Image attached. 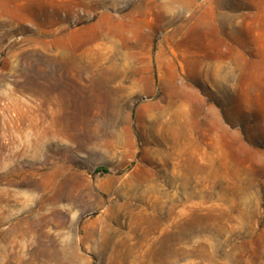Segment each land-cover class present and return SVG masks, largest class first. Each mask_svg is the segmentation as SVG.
<instances>
[{
    "label": "rangeland",
    "instance_id": "1",
    "mask_svg": "<svg viewBox=\"0 0 264 264\" xmlns=\"http://www.w3.org/2000/svg\"><path fill=\"white\" fill-rule=\"evenodd\" d=\"M0 7V264H264V0Z\"/></svg>",
    "mask_w": 264,
    "mask_h": 264
},
{
    "label": "bare ground",
    "instance_id": "2",
    "mask_svg": "<svg viewBox=\"0 0 264 264\" xmlns=\"http://www.w3.org/2000/svg\"><path fill=\"white\" fill-rule=\"evenodd\" d=\"M6 8V7H5ZM3 9H1V7H0V16H2L4 13H3ZM69 37V36H68ZM59 39H60V37H59ZM62 39V38H61ZM63 40V39H62ZM68 41V40H67ZM61 42V41H60ZM56 43V42H55ZM58 44V43H57ZM57 46V45H56ZM63 48L65 47V45H63L62 46ZM63 48L61 49V50H63ZM66 48V47H65ZM64 54H65V52H63ZM67 54V53H66ZM69 54V53H68ZM71 62V61H70ZM59 125V124H58ZM60 128V127H59ZM62 133V132H61Z\"/></svg>",
    "mask_w": 264,
    "mask_h": 264
}]
</instances>
